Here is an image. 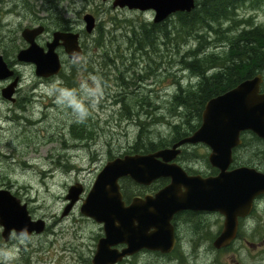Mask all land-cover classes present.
I'll return each mask as SVG.
<instances>
[{"label":"rangeland","instance_id":"1","mask_svg":"<svg viewBox=\"0 0 264 264\" xmlns=\"http://www.w3.org/2000/svg\"><path fill=\"white\" fill-rule=\"evenodd\" d=\"M50 2L56 5V16L61 14L60 18L67 21H78L87 13L97 19V28L92 34H87L85 24L81 26L85 35L84 52L79 60L71 61L59 50L65 65L63 72L68 77L63 72L52 78L39 77L33 64L17 59L20 49L28 46L22 37L23 29L37 26L41 18L48 17V11L43 9ZM112 2L0 0V22L5 25L1 26L4 29L0 34L7 36L0 42V55L20 73L19 87L24 98L23 109L16 112V121L6 119L10 113L8 104L0 101V186L7 182L8 189L27 204L33 220L46 222L44 232L29 237L14 233L10 241H5L0 225V264H93L98 240L105 235L104 225L82 214L81 206L98 173L108 161L132 154L129 152L136 150L142 129H145L142 143L150 139L159 142L173 138L172 124L183 119L187 123L185 111L189 110L184 107V114L182 109V114L175 115L171 112L174 108L171 100L180 85L187 88L200 81L181 63L182 57L197 46V39L185 40L176 33L169 39L162 35L156 50L149 46L145 52L137 51L139 44L134 41L133 28L142 22L152 23L154 14L114 9ZM237 14L241 20L264 25V4L250 1ZM176 21V16L170 18L171 31ZM249 22L233 26L232 31ZM55 26L53 23L51 28ZM229 26L230 22L223 28ZM101 29L107 52L97 43ZM217 38L216 35L208 37L210 41ZM224 44L211 42L207 50L223 53ZM261 74L264 76V70ZM122 79L128 80V84ZM71 84H76L75 89ZM124 98L131 103V117L124 108ZM58 99L61 103H57ZM82 111L87 113L83 119L80 118ZM194 114L196 111L189 113ZM250 137L246 136L248 151L241 160L263 164L264 143ZM78 183L84 187L81 200L69 214L63 215L69 204V188ZM124 183L125 179L121 181L122 187ZM159 185L145 187L133 182L126 187L133 197L151 194ZM125 199L130 201L126 196ZM211 260V254L196 257L190 251L183 264H209ZM130 264L162 263L156 254L144 252Z\"/></svg>","mask_w":264,"mask_h":264},{"label":"water","instance_id":"2","mask_svg":"<svg viewBox=\"0 0 264 264\" xmlns=\"http://www.w3.org/2000/svg\"><path fill=\"white\" fill-rule=\"evenodd\" d=\"M114 4L121 8L154 10L155 23H162L177 12L190 13L197 6L196 0H115ZM84 21L86 31L94 32L95 16L86 14ZM43 31V25L23 30L22 36L28 46L18 52L17 59L34 64L37 76L50 78L63 70L58 47L63 46L71 60L81 58L83 48L79 32L56 31L46 49L37 42ZM14 75L15 70L0 55V80ZM19 79L16 76L3 89L4 98L15 100L13 95ZM263 82V74H257L212 97L203 110L200 129L171 147L150 153L126 154L106 163L81 206L82 214L104 225L105 235L98 241L93 264H115L144 249L171 252L175 246L172 220L175 214L187 209L217 210L227 215L216 247L224 246L233 238L238 214L245 206L249 207L255 196L264 194V172L248 166L229 170L233 149L242 143L243 132L252 131L264 139ZM199 142L212 149L209 160L220 171L215 177L189 176L176 162L182 145ZM126 177L144 186L161 178H170L171 182L155 195L135 196L127 203L120 183ZM83 193L84 187L80 183L69 188V204L63 215L69 214ZM0 225L6 240L13 231L17 235L30 236L34 232L40 234L46 228V222L33 220L27 204L9 189L0 190ZM120 244L126 247L119 250Z\"/></svg>","mask_w":264,"mask_h":264},{"label":"flooded vegetation","instance_id":"3","mask_svg":"<svg viewBox=\"0 0 264 264\" xmlns=\"http://www.w3.org/2000/svg\"><path fill=\"white\" fill-rule=\"evenodd\" d=\"M111 1V0H104ZM115 0L112 2V8L119 9L120 7L115 6ZM54 5V6H53ZM34 6V5H33ZM55 3L49 4L48 8L43 10L48 11V17L41 18L38 21L37 26L43 25L44 31L37 37V42L40 44H47L54 39L55 31L63 32H79L80 33V43L83 46V40L85 31L81 28L84 26V17L80 20H65L60 18L61 14L56 16L57 8H55ZM121 8V9H126ZM129 9V8H127ZM140 11V10H137ZM155 14L154 10H149ZM180 13V12H177ZM176 13V14H177ZM55 15V17H54ZM51 18V20L49 19ZM61 22L64 25H61ZM55 23L56 26L51 28V25ZM5 26L2 21L0 22V33ZM35 27V26H31ZM6 35L0 34V42L3 43L6 40ZM41 45V44H40ZM63 51L65 55L64 47L61 46L58 48V51ZM59 54L61 55L60 51ZM12 67V66H11ZM15 76H19V82L15 89V94L13 95L14 101L8 100L3 96V89L13 82L15 79L13 76L10 79L0 80V101L8 104L6 119L15 120L18 118L16 114L18 109H23V97L20 91V82L21 75L14 68ZM197 108H201L198 106ZM205 106L202 107L201 113L196 112L192 115L190 129H186L185 125L180 129L181 136L180 140L190 135H193L197 130L200 129L203 122V110ZM16 118V119H15ZM251 135L250 138L253 140H258L264 143V139L258 137L252 131H245L241 134L242 143L233 149V162L229 170L236 169L242 166H248L255 168L258 171L264 172V163H248L241 160L242 155H244L248 150L246 146V136ZM174 141V143L178 142ZM174 143L168 146H172ZM201 149L203 151H201ZM244 149V150H242ZM244 152V153H243ZM212 149L210 146L204 142H199L195 144H184L181 146V153L176 158V162L181 165L189 176H200L203 179L215 177L219 174V169L213 166L209 160ZM171 182L170 178H161L156 180L153 184L145 186L149 187L154 184L160 183L158 189L151 192V194L145 193V195H155L160 189L164 188ZM7 182L4 181L3 185L0 186L1 189H8ZM135 197V196H133ZM129 203V202H128ZM237 216L236 229L233 238L224 246L216 247V240L222 235L225 223L227 220V215L217 211V210H182L175 214L172 224L175 230V246L171 252H161V251H152L144 249L136 254L126 256L121 261L115 264H130L133 258L138 254L142 253H152L156 254L159 262L162 264H183L184 258L187 254L192 251L193 255L199 257L200 254H211L213 260L209 264H264V194H259L253 198L251 204L245 206ZM3 228V227H2ZM15 231L10 235V238L5 241L12 240ZM3 236V234H2ZM1 237V233H0ZM126 245L120 244L117 246L119 250H123ZM184 257V258H183ZM198 262V260H197ZM2 264V263H1Z\"/></svg>","mask_w":264,"mask_h":264},{"label":"trees","instance_id":"4","mask_svg":"<svg viewBox=\"0 0 264 264\" xmlns=\"http://www.w3.org/2000/svg\"><path fill=\"white\" fill-rule=\"evenodd\" d=\"M250 1H254L256 4H264V0H197V6L192 12L174 15L177 17V21L172 26L173 31L170 30L168 24L170 19L163 23L152 22L148 24L142 22L138 27L133 28L134 41L139 44L137 51L143 50L145 52L149 46L156 50L159 46L157 44L158 39L162 35L169 39L171 34L176 33L182 35L185 40L193 37L197 39V46L182 57L181 63L194 72L200 78V81L195 86L187 88L180 85L173 95L171 103L174 108L171 109V112L176 115L177 113L182 114L181 111L184 107L189 110V112L185 111L187 112V123L183 119L177 124H172L173 138L161 139L159 142L150 139L147 143H142L141 140L145 131V129H142L139 140L135 145L136 150L129 153L156 151L161 147L171 145L174 141H178L182 131L180 128L183 127V124L188 125L187 129L192 126L190 112L201 113L202 107L212 97L234 88L244 79L262 73L264 70V25H255L254 22L241 20L237 14L240 7ZM228 22H230V26L224 29V25ZM248 22L249 25L238 28L235 32L232 31L233 26L244 25ZM100 33V39L97 43L100 49L106 51L107 44L104 40V30L101 29ZM212 35L218 36L215 39L216 42L225 43L223 53L207 50L210 46L208 44L215 42L208 39ZM131 42L133 43V39H131ZM90 70H93V68H90ZM75 72V69L71 72V80H73ZM62 75L68 77L66 72H63ZM123 83L128 84V80H124ZM72 85L75 89L76 84ZM122 101H124V108L128 109L127 115L131 117V103L125 101V98ZM196 105L201 108H192ZM88 136H90V133ZM131 183H133L132 180L125 179L123 192L126 198H131V193L128 192L126 187L127 184Z\"/></svg>","mask_w":264,"mask_h":264},{"label":"clouds","instance_id":"5","mask_svg":"<svg viewBox=\"0 0 264 264\" xmlns=\"http://www.w3.org/2000/svg\"><path fill=\"white\" fill-rule=\"evenodd\" d=\"M57 103H61V101L58 99V100H57ZM86 115H87V113H86L85 111H82V112L80 113V118L83 119ZM6 259H7V256H6Z\"/></svg>","mask_w":264,"mask_h":264},{"label":"bare ground","instance_id":"6","mask_svg":"<svg viewBox=\"0 0 264 264\" xmlns=\"http://www.w3.org/2000/svg\"><path fill=\"white\" fill-rule=\"evenodd\" d=\"M24 101V100H23ZM7 264V263H6Z\"/></svg>","mask_w":264,"mask_h":264}]
</instances>
